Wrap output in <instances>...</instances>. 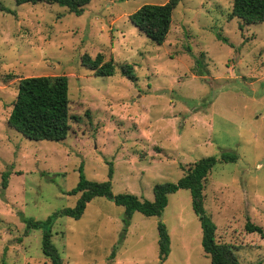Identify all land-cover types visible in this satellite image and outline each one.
<instances>
[{
    "label": "rangeland",
    "instance_id": "obj_1",
    "mask_svg": "<svg viewBox=\"0 0 264 264\" xmlns=\"http://www.w3.org/2000/svg\"><path fill=\"white\" fill-rule=\"evenodd\" d=\"M167 1L91 0L75 16L0 0V264H50L41 231L27 232L18 213L40 221L74 207L79 196L67 193L80 167L88 180L110 181L113 195L152 201L154 185L176 183L189 165L221 153L237 159L209 173L204 211L240 264H264V22L230 18L232 0H182L158 46L129 15ZM98 54L114 62L112 76H95L83 62ZM62 75L65 140L30 141L7 126L20 78ZM123 217V207L100 197L78 220L59 217L51 240L63 264H160L158 222L170 238L162 264H210L187 190L168 196L160 217L134 213L125 231ZM248 222L263 235L245 231Z\"/></svg>",
    "mask_w": 264,
    "mask_h": 264
},
{
    "label": "trees",
    "instance_id": "obj_2",
    "mask_svg": "<svg viewBox=\"0 0 264 264\" xmlns=\"http://www.w3.org/2000/svg\"><path fill=\"white\" fill-rule=\"evenodd\" d=\"M182 0H168L165 4L141 6L131 15L129 21L150 42L160 46L163 44L171 27L173 10ZM91 0H15L16 5L50 4L67 9L68 13L80 16ZM0 11L6 8L0 2ZM230 18H236L243 25L261 24L264 22V0H232ZM242 25H240L241 27ZM219 38V36H218ZM222 41L224 39L219 38ZM83 62L94 72L95 76L109 77L114 74V62L104 61L101 54L92 59L84 56ZM121 75L135 81L129 66L121 67ZM69 79L62 76H39L20 78L16 88V97L6 120L9 128L30 141L59 142L66 139L69 131ZM237 156L233 153H221L218 161L233 163ZM215 157L202 158L189 165L186 173L176 183L165 182L153 187L152 201L141 200L129 193L113 195L110 181L96 182L85 178L79 168V180L74 189L67 194L79 196L74 207L59 210L44 220L35 221L18 213L27 232L41 231V252L50 264H63V259L52 243V228L59 217L78 220L84 213L87 204L94 198H106L116 206L123 207L124 231L134 213L145 217H160L168 204V196L178 190L190 193L192 210L197 216L201 227L202 250L210 258V264H240L235 248L229 244L219 243L215 238L216 226L206 215L203 208L204 182L218 162ZM109 171L108 176L111 177ZM7 187L3 176L2 189ZM245 231L258 232L262 229L250 222L246 223ZM158 260L162 264L170 252V238L166 226L157 224Z\"/></svg>",
    "mask_w": 264,
    "mask_h": 264
}]
</instances>
